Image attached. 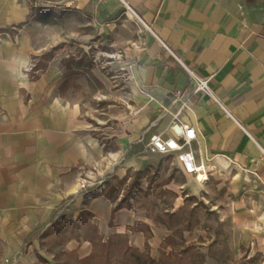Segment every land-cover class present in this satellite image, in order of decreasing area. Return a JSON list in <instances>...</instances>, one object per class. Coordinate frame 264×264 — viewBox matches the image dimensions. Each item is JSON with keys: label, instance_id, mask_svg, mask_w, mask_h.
<instances>
[{"label": "crops", "instance_id": "crops-1", "mask_svg": "<svg viewBox=\"0 0 264 264\" xmlns=\"http://www.w3.org/2000/svg\"><path fill=\"white\" fill-rule=\"evenodd\" d=\"M41 8L88 12L100 37L123 51L130 65L126 112L113 136L95 134L56 71L33 81L27 76L38 53L27 31ZM181 63L210 79L235 121L209 96L191 97ZM178 113L195 130L190 147L202 167L187 174L170 155L186 176L181 188L216 206L213 196L226 193L244 242L264 247V0H0V264H74L70 259L89 257L93 247L84 240L50 253L41 244L52 224L76 221L83 210L94 215L103 242L125 238L158 260L170 231L135 207L113 214L116 204L103 195L84 204L90 191L83 183L104 185L128 171L158 168L161 155L148 151L149 141L174 137Z\"/></svg>", "mask_w": 264, "mask_h": 264}, {"label": "rangeland", "instance_id": "rangeland-1", "mask_svg": "<svg viewBox=\"0 0 264 264\" xmlns=\"http://www.w3.org/2000/svg\"><path fill=\"white\" fill-rule=\"evenodd\" d=\"M30 24L27 35L38 53L26 69L27 76L31 81L35 80L43 74L41 69L45 65L46 70L56 71L62 87L84 107L95 134L101 138L113 136L117 119L122 111L123 114L126 112L122 96L127 92L130 65L126 63L123 51L113 47L112 38L103 40L100 37L94 18L88 12L56 13L41 8L36 10ZM10 38L14 40L17 36ZM37 66L41 69L34 72ZM159 158L158 168L140 178V186L134 190L131 199L133 207L152 218L156 226H165L171 233L162 245L164 251H160L159 259L164 253H172L174 260L183 264H264V247L256 242L245 243L243 230L232 223L226 193L213 196L217 206L210 201L190 200L191 196L181 188L186 183V176L178 170L173 157L161 155ZM134 173L131 172L121 186L119 180L124 177H112L105 184L111 182L119 186L118 196L123 197L135 182ZM98 182L97 179L84 182L83 188L90 193L108 189ZM92 183L94 185L88 186ZM179 202L181 208H178ZM174 213H179L178 218L171 216ZM31 243L26 245L29 247ZM41 244L50 253L66 243L58 246L49 239ZM140 252L148 253L147 250ZM36 255L37 258L40 256ZM75 260L70 259V263L83 264L84 259ZM103 261L96 260L92 264H104Z\"/></svg>", "mask_w": 264, "mask_h": 264}, {"label": "trees", "instance_id": "trees-1", "mask_svg": "<svg viewBox=\"0 0 264 264\" xmlns=\"http://www.w3.org/2000/svg\"><path fill=\"white\" fill-rule=\"evenodd\" d=\"M41 69L37 66V70ZM42 71L46 70V65L42 67ZM149 169L144 171H136L135 182L128 189L127 194H124L120 201L119 186L123 185L132 171H128L127 175L119 180V186L113 185L111 182L105 184L106 191H95L86 195L84 204H88L89 200L99 196H105L114 205L113 214L122 208L132 209L131 199L134 197V190L140 186L139 180L145 176ZM117 179V178H115ZM161 193L170 194L169 191H161ZM190 200H195V197H189ZM179 213L171 214L172 217L178 218ZM94 215L89 210H83L76 221H68L65 218L59 219L52 224L42 235L41 239H53L55 245H63L73 239L84 240L93 245L92 254L82 261L83 264H92L96 260H104V264H183L181 261L174 260V255L163 254L158 261L150 257L148 253H141L139 250L128 245V240L121 237L109 238L103 242V237L100 235L98 227L92 223ZM122 241V242H121ZM40 262H46L45 259L38 256Z\"/></svg>", "mask_w": 264, "mask_h": 264}, {"label": "built area", "instance_id": "built-area-1", "mask_svg": "<svg viewBox=\"0 0 264 264\" xmlns=\"http://www.w3.org/2000/svg\"><path fill=\"white\" fill-rule=\"evenodd\" d=\"M176 58V57H175ZM179 61V59L176 58ZM180 62V61H179ZM182 64V63H181ZM190 78V95L191 97L198 94L209 96L214 102L228 115L231 119L234 117L226 109V107L217 99L210 87V79L202 78L193 70L182 64ZM175 98L182 97L181 91L175 92ZM189 100V99H188ZM186 103H183L182 108ZM171 130L174 137L164 139L157 135L151 137L148 144V151L151 154H160L170 156L173 155L178 164H180L187 174H197L201 171V166L196 163V158L191 150V143L196 139V133L193 127L184 125L179 120V113L176 114ZM143 139V138H141Z\"/></svg>", "mask_w": 264, "mask_h": 264}, {"label": "bare ground", "instance_id": "bare-ground-1", "mask_svg": "<svg viewBox=\"0 0 264 264\" xmlns=\"http://www.w3.org/2000/svg\"><path fill=\"white\" fill-rule=\"evenodd\" d=\"M203 179H204V177H203V176H201V177H200V180H203Z\"/></svg>", "mask_w": 264, "mask_h": 264}]
</instances>
